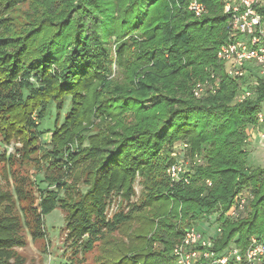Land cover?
<instances>
[{
    "label": "trees",
    "instance_id": "1",
    "mask_svg": "<svg viewBox=\"0 0 264 264\" xmlns=\"http://www.w3.org/2000/svg\"><path fill=\"white\" fill-rule=\"evenodd\" d=\"M191 1L0 0V141L22 144L24 158L41 155L36 174L49 183L41 190L13 168L14 194L0 187V264L24 244V228L44 239L43 215L58 207L66 243L76 255L97 249L99 264H177L174 247L204 216L220 229L216 251L264 240V167L250 168L245 149L264 84L255 100L234 104L238 84L216 57L230 15L221 0H197L207 9L197 18ZM29 2L34 12L19 30L6 14ZM211 74L218 92L195 99L194 85ZM67 98L71 108L46 149L40 122ZM176 142L202 160L190 185L172 187L160 174L169 163L158 158ZM16 158L3 151L0 164ZM138 175L144 192L133 202ZM244 191L252 195L245 214L226 218ZM115 195L120 210L106 220Z\"/></svg>",
    "mask_w": 264,
    "mask_h": 264
},
{
    "label": "built area",
    "instance_id": "2",
    "mask_svg": "<svg viewBox=\"0 0 264 264\" xmlns=\"http://www.w3.org/2000/svg\"><path fill=\"white\" fill-rule=\"evenodd\" d=\"M221 1L230 18L226 27L228 40L218 49L217 60L223 63L227 76L238 84L234 104L255 100L259 85L264 84V0ZM188 10L197 18L207 12L206 6L197 0L189 3ZM219 88L220 81L211 74L208 79L194 85L192 94L200 100L215 95ZM262 108L263 111L258 114V126L252 127L257 134L260 126L264 125V103ZM247 139V142L252 141L251 132H248ZM188 149V144L180 143L176 147V161L167 168L172 187L190 185L195 167L202 165L198 156L193 162L186 159ZM250 199L252 195L248 191L239 193L224 216L233 220L241 218ZM212 224V218L204 216L197 226L190 225L185 229L181 242L173 249L172 255L177 264H264V240L252 237L245 251L236 245L216 251L214 241L220 229L210 235Z\"/></svg>",
    "mask_w": 264,
    "mask_h": 264
},
{
    "label": "rangeland",
    "instance_id": "3",
    "mask_svg": "<svg viewBox=\"0 0 264 264\" xmlns=\"http://www.w3.org/2000/svg\"><path fill=\"white\" fill-rule=\"evenodd\" d=\"M31 2V1H30ZM27 3L23 6L19 7V10L16 12H9L6 14L13 21L12 23L15 26H18L19 30H22V26L27 22L26 14H32L34 10L30 7L31 5ZM113 54L116 51V43L113 38L110 44ZM113 70L117 68L113 67ZM156 101L153 99L146 106H151ZM71 99L67 98L65 102V107L60 112H57L55 108V104L51 105L48 115L44 118L42 122H40V130L43 131V135L41 136V143L45 144L44 147L49 149L51 138L56 129V125L59 123L61 125L64 121L65 114L70 110ZM37 121V117L34 118ZM249 132L252 135V141L247 142L245 145V149L248 151V165L250 168L255 169L257 167H264V125L260 126L258 134L252 130V127H249ZM248 141V139H247ZM40 143V144H41ZM182 142H176L173 145H166L162 154L159 156V161L161 164L165 162L166 166L174 163L176 160V147ZM87 145V143H86ZM43 147V148H44ZM20 150V151H18ZM45 150V149H44ZM3 151L6 152L7 156L12 155L16 156L17 161L8 162L0 164V187L9 194H14V174H12V169L14 168L15 176L18 178L28 177L30 182L36 183L41 190H47L49 187V183L45 180L43 174H36L38 172L37 167L41 166L44 162L42 160L41 155H38L37 159H28L27 157H23L22 144L12 142L10 145H6L5 143L0 141V153ZM168 152V157L167 156ZM43 154V152H41ZM187 160L193 162L191 157H189L188 150L186 152ZM196 157V156H194ZM67 158V155L65 156ZM41 163V164H40ZM168 165V166H169ZM3 168V170H2ZM7 174L5 178L4 174ZM160 174L163 179L168 178L167 169L160 170ZM37 175V176H36ZM144 182L145 180L138 175L134 189L135 196L133 197V202H138L140 197L144 192ZM28 185V184H27ZM30 186L28 185V188ZM83 191L86 190L85 187L81 186ZM36 189V187H35ZM33 188V191L35 192ZM36 199L34 201V209H36L40 213V202L41 200L38 197V193L35 194ZM122 204V198L120 195H115L113 199L108 203L105 209V217L106 220L111 219L119 210ZM22 215V214H21ZM66 215L65 213L58 207L54 210L48 212L43 215V230L45 234L44 239L34 240L30 234V231L25 229L21 232L22 237L24 238V244H16L13 246L10 251H12V256H9L8 263L9 264H99L98 259L100 258V253L97 249L93 252L84 254V255H76L74 253V249L66 243L65 233H66ZM201 229V228H200ZM215 234V229H211L210 235Z\"/></svg>",
    "mask_w": 264,
    "mask_h": 264
}]
</instances>
